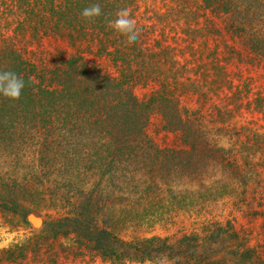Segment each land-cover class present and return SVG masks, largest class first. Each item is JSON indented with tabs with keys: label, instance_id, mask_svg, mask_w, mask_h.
<instances>
[{
	"label": "trees",
	"instance_id": "1",
	"mask_svg": "<svg viewBox=\"0 0 264 264\" xmlns=\"http://www.w3.org/2000/svg\"><path fill=\"white\" fill-rule=\"evenodd\" d=\"M165 1L154 11L146 0H0V70L26 83L18 101L0 96V210L19 212L17 192L39 191L42 209L62 211L42 222L40 205L22 208L40 229L0 264H264L241 235L214 252L226 231L216 225L173 243L98 224L106 200L160 199L178 183L194 189L174 199L183 208L216 201L248 185L264 155L253 127L264 120V0ZM95 3L103 15L82 19ZM126 6L132 44L109 26ZM155 118L177 145L149 137ZM255 198L264 207V187Z\"/></svg>",
	"mask_w": 264,
	"mask_h": 264
},
{
	"label": "rangeland",
	"instance_id": "2",
	"mask_svg": "<svg viewBox=\"0 0 264 264\" xmlns=\"http://www.w3.org/2000/svg\"><path fill=\"white\" fill-rule=\"evenodd\" d=\"M147 6L154 11H160L163 6L168 4L165 0H146ZM139 95H143L138 91ZM262 119V118H260ZM251 122V119H246ZM245 125V124H244ZM254 134L259 141H264V120L254 124ZM149 137L159 146H175L178 143L177 138L166 133L162 127L159 118L152 121L148 130ZM256 168L250 173L249 184L244 187L233 183L230 186L232 190L229 194L217 199L216 201L208 200L206 202L197 201V198L187 199V208H183L182 203L174 201L175 198L185 201L186 193L193 192L189 186L178 183L173 192L168 191L163 198L149 199L143 201L138 197L131 196L127 198L122 196L121 200L110 203L103 210L98 218V224L114 230L116 234L125 240H138L153 237L169 238L171 242L181 240L185 235L205 236L209 230H213V226L222 227L226 231L221 236V242L212 246L214 252L223 253L227 240L235 239L238 235L247 240L248 247L258 246L262 252L264 248L260 247L264 244V214H258L257 210L264 211V207L254 204L257 203L255 196L264 187V155H257L253 161ZM60 176L50 178L53 184L60 182ZM244 188V189H243ZM22 189V188H21ZM64 190V187H63ZM229 190V189H228ZM13 193V192H12ZM17 192L20 202L19 212L0 210V253L9 250L15 245L27 244L28 241L37 233L40 228L32 225L22 208L32 209L33 205H40L36 216L44 222L50 217H57L56 209H45V204L40 202L42 193L35 191L32 194ZM251 195L254 203H247V198ZM196 201V202H195ZM194 202V203H192ZM192 203V205H189ZM196 203V204H195ZM42 207H45L42 209ZM27 211V210H26ZM41 225V224H40ZM236 234V236H234ZM0 256H3L0 254ZM31 259L34 264H42V256H30L24 264H29ZM8 264V263H5ZM71 264H110L100 259L92 260L90 257L79 259ZM146 264H173V263H146Z\"/></svg>",
	"mask_w": 264,
	"mask_h": 264
},
{
	"label": "clouds",
	"instance_id": "3",
	"mask_svg": "<svg viewBox=\"0 0 264 264\" xmlns=\"http://www.w3.org/2000/svg\"><path fill=\"white\" fill-rule=\"evenodd\" d=\"M102 15L103 10L99 3L85 7L81 13L82 19L86 21H94ZM109 26L125 35L129 44L138 40L139 29L131 6L119 9L115 13V19L109 21ZM25 87L26 83L21 75L12 70H0V96L11 101H18Z\"/></svg>",
	"mask_w": 264,
	"mask_h": 264
},
{
	"label": "bare ground",
	"instance_id": "4",
	"mask_svg": "<svg viewBox=\"0 0 264 264\" xmlns=\"http://www.w3.org/2000/svg\"><path fill=\"white\" fill-rule=\"evenodd\" d=\"M32 221L37 224V220L35 218H33Z\"/></svg>",
	"mask_w": 264,
	"mask_h": 264
},
{
	"label": "water",
	"instance_id": "5",
	"mask_svg": "<svg viewBox=\"0 0 264 264\" xmlns=\"http://www.w3.org/2000/svg\"><path fill=\"white\" fill-rule=\"evenodd\" d=\"M33 218H34V217H33ZM31 222H32L33 225H36L32 220H31Z\"/></svg>",
	"mask_w": 264,
	"mask_h": 264
}]
</instances>
